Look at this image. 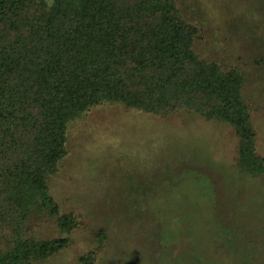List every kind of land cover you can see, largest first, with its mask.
Returning a JSON list of instances; mask_svg holds the SVG:
<instances>
[{"label": "rangeland", "instance_id": "374dc122", "mask_svg": "<svg viewBox=\"0 0 264 264\" xmlns=\"http://www.w3.org/2000/svg\"><path fill=\"white\" fill-rule=\"evenodd\" d=\"M198 31V56L243 75L241 93L264 157V0H175ZM47 177L58 209L34 210L23 234L69 238L36 264H264V172L241 167L235 127L197 111L156 115L119 101L67 126ZM74 226L62 230L58 216ZM13 232L0 225V250Z\"/></svg>", "mask_w": 264, "mask_h": 264}, {"label": "trees", "instance_id": "16d2710c", "mask_svg": "<svg viewBox=\"0 0 264 264\" xmlns=\"http://www.w3.org/2000/svg\"><path fill=\"white\" fill-rule=\"evenodd\" d=\"M197 31L175 0H0V225L16 231L0 264H36L68 243L22 230L34 210L57 212L47 177L66 153L68 122L102 101L225 120L241 167L264 172L243 75L200 58ZM74 223L58 216L62 230Z\"/></svg>", "mask_w": 264, "mask_h": 264}]
</instances>
